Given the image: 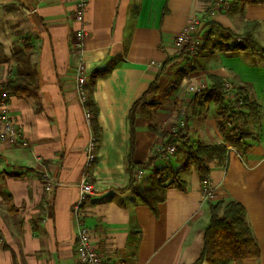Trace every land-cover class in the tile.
Instances as JSON below:
<instances>
[{"label": "crops", "instance_id": "obj_1", "mask_svg": "<svg viewBox=\"0 0 264 264\" xmlns=\"http://www.w3.org/2000/svg\"><path fill=\"white\" fill-rule=\"evenodd\" d=\"M209 4L208 0H89L88 35L80 51L81 25L72 17L74 0H0V86L22 77L37 88L35 94H5L18 141L0 142V264H78L79 227L72 207L86 172L91 134L74 87L81 61L90 76L95 70H107L89 89L97 108L99 138L90 177L96 192L86 201L83 221L92 242L105 264H195L210 220L195 164L180 170L186 190L167 188L156 213L123 189L130 181L129 113L157 79L163 63L177 55L175 36L188 21L199 14L202 28L213 22L238 34L255 22L253 35L264 48V1L246 2L238 13L211 9L206 14ZM232 47V42L216 35L195 56L166 67L158 90L135 112L133 157L135 163L148 161L163 142L161 133L178 126L171 114L177 101L186 98L188 103L194 97L186 92L188 83L203 84V90L212 86V77H219L249 85L262 117L244 124L252 135L245 153L227 140L226 127L219 128L214 93L200 99L199 116L190 115L188 138L194 144L227 146L225 167L209 163L213 202L234 200L245 207V219L260 250L257 259L231 264H264V62L259 54ZM180 156L183 160L184 154ZM181 162L167 163L161 156L156 165L178 169ZM134 172L137 186L153 179L150 169ZM46 180L55 182L51 190Z\"/></svg>", "mask_w": 264, "mask_h": 264}, {"label": "trees", "instance_id": "obj_2", "mask_svg": "<svg viewBox=\"0 0 264 264\" xmlns=\"http://www.w3.org/2000/svg\"><path fill=\"white\" fill-rule=\"evenodd\" d=\"M211 1V0H208ZM253 0H235L230 13L241 12L242 7L246 2ZM263 2L264 0H254ZM211 7L205 10L206 14L211 13ZM258 28V24L250 22L246 25L242 34L225 29L222 26L209 22L201 28L203 45L198 52L208 44H211L216 35L228 43H233L230 50L233 51H247L252 54H259L264 62V48L255 40L254 31ZM1 50V46H0ZM187 53L183 51L174 57L167 59L157 75V79L152 83L150 89L137 101L129 113L130 124V153L127 160V172L130 176L129 185L123 190H130L132 194L143 204L151 208L153 212H157L159 202L165 199V191L167 188L176 186L185 191L187 184L180 178V170H185L190 167L192 163L195 164L196 170L201 182H204L210 177L211 169L210 162H216L217 165L225 167L229 160V150L223 143L203 144L201 142L191 143L188 138V121L190 115L199 116L201 114L200 99L209 93H214L215 104L218 108V116L221 121L218 123L220 129H224L227 123H222V120L229 121L232 126L231 132L234 138L236 148L245 153L249 148L246 142L248 137H252L251 133L242 130L241 124H246L253 119H261V106L250 92L249 85L239 86L235 90V100L227 99L224 81L219 77H212V86L195 93L192 100L184 104V129L176 130V127L168 132H163V142L161 147L155 149L145 163H135L134 161V147H135V112L139 105L144 104L147 97L154 94L158 90V80L162 73L166 71V67L175 60L186 57ZM107 73V70H95L90 76V88L93 86L95 80ZM37 88L32 86L26 79L22 77H15L10 79L6 84L0 86V96L6 93L16 95L35 94ZM237 98V99H236ZM240 101L242 102L239 105ZM234 105V107H233ZM88 106L93 113L92 125L94 131L98 135V128L96 127L97 108L89 99ZM182 103L177 101L175 103V110L180 111ZM199 107V111L196 109ZM180 141L178 149L184 154L181 166L170 168L168 174L164 170L157 167L156 162L161 158L165 149ZM173 157V156H171ZM170 157V158H171ZM150 169L157 178V185L155 188H139L136 185L134 170ZM17 176V175H13ZM208 209L210 213V220L206 227L204 234L203 249L200 257L195 264H231L235 261L245 259H257L260 256V250L251 233L250 227L245 219V207L237 201H218L208 202Z\"/></svg>", "mask_w": 264, "mask_h": 264}, {"label": "built area", "instance_id": "obj_3", "mask_svg": "<svg viewBox=\"0 0 264 264\" xmlns=\"http://www.w3.org/2000/svg\"><path fill=\"white\" fill-rule=\"evenodd\" d=\"M89 0H74V12L73 19L76 20L81 26L77 32L78 43L77 48L83 51V41L88 35V31L85 27L86 24V12ZM235 0H211L209 7L216 11L229 12L234 5ZM203 23V16L196 14L186 24V26L177 33L175 37V45L177 54L185 51L189 57L196 54L204 43L201 34V28ZM90 74L87 64L81 61L75 71V91L78 100L83 107L85 114V121L90 130V139L86 146V172L82 178L80 185V194L77 201L72 207V214L78 223L77 244H76V260L78 264H105L101 254L92 242L91 232L84 224V208L89 196L94 195L96 188L91 182V168L97 160V147L99 144V138L97 133L92 127L93 113L88 106L89 102V89H90ZM227 97L235 100V90L239 86H231L230 83H224ZM198 90L197 92H199ZM5 94L0 96V142H6L15 144L18 141L17 126L13 121L6 102ZM237 99V98H236ZM242 102L240 101L239 105ZM184 109L183 118L179 121L176 130L184 129ZM180 141L168 146L163 152L164 158H170L177 150ZM143 171L139 170L138 178L142 177ZM47 181V190H51L55 182ZM202 194L205 202H213L215 200V190L210 180V177L202 182Z\"/></svg>", "mask_w": 264, "mask_h": 264}, {"label": "rangeland", "instance_id": "obj_4", "mask_svg": "<svg viewBox=\"0 0 264 264\" xmlns=\"http://www.w3.org/2000/svg\"><path fill=\"white\" fill-rule=\"evenodd\" d=\"M204 22V21H203ZM180 32V31H179ZM178 32V33H179ZM176 37V36H175ZM83 45H84V41H83ZM234 44L232 43V46H233ZM178 53V52H177ZM198 53V52H197ZM196 53V54H197ZM196 54H194V55H192L191 57H193V56H195ZM188 57V55H186V57H184V58H187ZM187 61H190V60H188L187 59ZM190 64V63H189ZM224 83L226 84V83H230L231 84V86H241L240 85V83L239 82H236V81H232V82H230V81H224ZM202 88H205L204 87V85L202 84V85H198V86H196V85H193L192 83H188L187 85H186V87H185V89L187 90L186 92L188 93V94H195V93H197V91L198 90H202ZM180 97V96H179ZM186 98H182V100H183V103H182V107H181V109H180V111H176V112H173L172 114H171V116L173 117V116H175L176 117V120H177V122L179 123V121H181V119L183 118V109H184V104L186 103V100H185ZM227 99H231V98H228L227 97ZM172 100H174V99H172ZM172 102L173 101H171V105H170V107L171 106H173V104H172ZM233 107H234V105H233ZM173 111V110H172ZM227 123L226 124V130H227V132H226V135H227V140L229 141V142H234V139H233V136H232V134H230L231 133V129H232V126L229 124V121L227 120V118H225V120H222V123ZM174 126H176V124L174 125ZM241 128H242V130L243 131H245L246 132V128H245V125L244 124H241ZM161 144H162V142H161ZM161 144L158 146V148L159 147H161ZM180 153H182V151L180 150V149H178L177 150V152L173 155V159H171V158H164V160H166L167 161V163H170V161H171V163L173 162V163H178V162H180V161H182V159H181V156H180ZM176 161V162H175ZM169 165V164H168ZM162 170H164L165 172H167L166 174H168V172L170 173L171 171H169V166H163L162 168H161ZM157 178H156V176H154L153 175V179L151 180V181H149L148 182V184L147 183H145L143 186H137V187H139V188H155L156 187V185H157Z\"/></svg>", "mask_w": 264, "mask_h": 264}]
</instances>
